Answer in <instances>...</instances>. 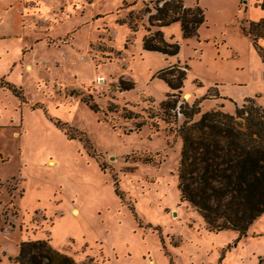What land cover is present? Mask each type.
Returning <instances> with one entry per match:
<instances>
[{
	"label": "rangeland",
	"instance_id": "374dc122",
	"mask_svg": "<svg viewBox=\"0 0 264 264\" xmlns=\"http://www.w3.org/2000/svg\"><path fill=\"white\" fill-rule=\"evenodd\" d=\"M45 1L36 21L20 17L33 69L0 71L23 96L0 92V264L36 239L83 264H264V212L246 235L210 231L177 187L180 106L199 101L193 121L248 97L264 107V61L243 30L262 28L261 0H182L205 21L188 38L178 21L160 27L173 56L142 48L155 0H50V12ZM172 64L187 67L174 97L157 76Z\"/></svg>",
	"mask_w": 264,
	"mask_h": 264
},
{
	"label": "trees",
	"instance_id": "16d2710c",
	"mask_svg": "<svg viewBox=\"0 0 264 264\" xmlns=\"http://www.w3.org/2000/svg\"><path fill=\"white\" fill-rule=\"evenodd\" d=\"M92 0H88L91 2ZM260 1V0H259ZM259 6L264 9V0ZM148 13L146 33L142 37V48L167 56L176 55L177 43L165 40L160 27L178 21L182 36L197 35L199 25L205 21L203 10L198 6H187L182 0H155L152 7L146 5ZM261 29L244 28L261 60L264 48L257 45L264 37V19L252 22ZM132 31L136 29L131 26ZM186 68L177 64L161 68L157 76L169 87V96L180 91L186 78ZM264 77V72H263ZM121 90H130L133 84L120 79ZM0 86L9 88L22 99L21 89L0 81ZM91 109L94 103L82 98ZM235 106L234 113L221 109L200 112L194 101L187 109L179 108L185 120L178 128L181 138L177 168V187L180 199L188 202L204 220L208 230L218 232L232 229L239 236L246 235L250 225L264 212V107L257 106L253 99ZM175 108L176 102L163 103ZM141 125H136L139 130ZM17 264H83L72 256L55 249L48 240H22L19 243Z\"/></svg>",
	"mask_w": 264,
	"mask_h": 264
},
{
	"label": "crops",
	"instance_id": "0c3cea01",
	"mask_svg": "<svg viewBox=\"0 0 264 264\" xmlns=\"http://www.w3.org/2000/svg\"><path fill=\"white\" fill-rule=\"evenodd\" d=\"M74 1L69 2L68 0V2L62 3L63 0H58V1L54 0L52 3L56 4L57 8L61 10L66 8L67 5H69L70 3L72 4L73 8H76V6L78 5L77 4L74 5L75 3ZM43 2L44 0H9V4L7 8L0 10V23L5 20L8 11L9 14H11V17L15 19L13 20L14 21V26L12 25L13 27L11 28H8V26L0 27V71L5 70L10 65L15 71H17V69H20L22 72L23 67L25 68L29 67L30 70L33 69V65L35 64L33 60H36V55L34 56V54H32L30 59H27L28 57L25 53L28 52L27 48L33 49L34 45L33 44L28 46L24 45L23 41L25 39L23 38V35L26 31L23 28L22 18L20 17L22 14L24 17V15L27 13L30 15V18H32L31 15H35V17L33 18L34 21H36L37 19L35 18L37 17V15H39L37 13L39 12L40 6ZM89 4L90 2L86 0V5ZM45 5L47 11L49 10L50 12V0L45 1ZM262 18L264 19V17H260L259 19L253 20L251 22H257ZM33 31L34 30L31 29L27 30V32L30 33ZM49 38L50 36L46 38L47 39L46 41H49L50 40ZM24 58H26V60ZM30 70L28 69V71ZM4 78L5 76L0 77V81L7 82L15 86L13 83L4 80ZM6 91H10L9 88L7 89V87L0 86V92H2V94H4ZM228 113H234V111Z\"/></svg>",
	"mask_w": 264,
	"mask_h": 264
},
{
	"label": "bare ground",
	"instance_id": "6f19581e",
	"mask_svg": "<svg viewBox=\"0 0 264 264\" xmlns=\"http://www.w3.org/2000/svg\"><path fill=\"white\" fill-rule=\"evenodd\" d=\"M73 212H74V213H75V215H76V213H77V210H76V209H74V210H73Z\"/></svg>",
	"mask_w": 264,
	"mask_h": 264
}]
</instances>
